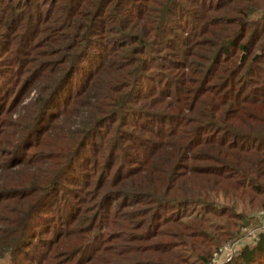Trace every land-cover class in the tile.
<instances>
[{
  "label": "trees",
  "instance_id": "trees-1",
  "mask_svg": "<svg viewBox=\"0 0 264 264\" xmlns=\"http://www.w3.org/2000/svg\"><path fill=\"white\" fill-rule=\"evenodd\" d=\"M239 204L264 205V0H0V258L208 264Z\"/></svg>",
  "mask_w": 264,
  "mask_h": 264
},
{
  "label": "rangeland",
  "instance_id": "rangeland-1",
  "mask_svg": "<svg viewBox=\"0 0 264 264\" xmlns=\"http://www.w3.org/2000/svg\"><path fill=\"white\" fill-rule=\"evenodd\" d=\"M243 208H244V206L239 204L240 212H244L243 214L246 215L247 218L242 219V221H240V223H239L240 226L238 227V231L235 235V238L241 237V240L243 241L242 243H244V244L247 243L249 245H253V244H255V242H257L256 239L259 238L260 235L264 233V222H261L260 218L258 217V212H257V211L263 210L264 205L261 207H255L252 211H247V210H245V208L244 209ZM248 217H249V219H248ZM244 227L246 228L245 230H243ZM248 234H250V235H248ZM241 235H243V237ZM235 238L233 237V239H228V240H231V241L237 240V238L236 239ZM225 242L226 241H224V243ZM244 244H242V246ZM0 264H9V256L6 255L5 257H1L0 258Z\"/></svg>",
  "mask_w": 264,
  "mask_h": 264
},
{
  "label": "built area",
  "instance_id": "built-area-1",
  "mask_svg": "<svg viewBox=\"0 0 264 264\" xmlns=\"http://www.w3.org/2000/svg\"><path fill=\"white\" fill-rule=\"evenodd\" d=\"M258 217L260 218L261 222H264V209L257 211ZM246 228L244 227L243 230ZM251 234V233H250ZM248 234V235H250ZM257 241L259 238L256 239ZM243 241L241 238L237 240H228L225 243L221 244L215 252H213L208 264H227L233 261L237 256L240 254L242 250V243Z\"/></svg>",
  "mask_w": 264,
  "mask_h": 264
},
{
  "label": "water",
  "instance_id": "water-1",
  "mask_svg": "<svg viewBox=\"0 0 264 264\" xmlns=\"http://www.w3.org/2000/svg\"><path fill=\"white\" fill-rule=\"evenodd\" d=\"M243 58H244V56L241 57V62H242Z\"/></svg>",
  "mask_w": 264,
  "mask_h": 264
}]
</instances>
